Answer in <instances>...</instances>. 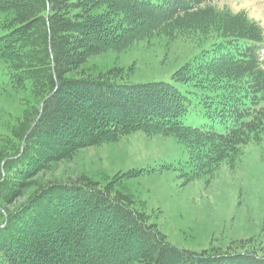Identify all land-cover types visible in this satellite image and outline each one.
<instances>
[{
  "label": "trees",
  "instance_id": "trees-1",
  "mask_svg": "<svg viewBox=\"0 0 264 264\" xmlns=\"http://www.w3.org/2000/svg\"><path fill=\"white\" fill-rule=\"evenodd\" d=\"M219 1L0 0V264H264L254 236L202 251L174 245L115 186L122 176L40 177L136 132L181 145L185 182L233 168L262 142L264 28ZM153 40L193 47L166 78L134 82L91 64ZM191 113L205 121L186 123Z\"/></svg>",
  "mask_w": 264,
  "mask_h": 264
},
{
  "label": "rangeland",
  "instance_id": "rangeland-1",
  "mask_svg": "<svg viewBox=\"0 0 264 264\" xmlns=\"http://www.w3.org/2000/svg\"><path fill=\"white\" fill-rule=\"evenodd\" d=\"M214 4L234 12L244 10L264 28V0H223ZM192 47L182 40L168 44L153 40L108 52L91 64L100 70L120 68L126 71V79L134 82L166 78L191 54ZM262 64L264 67V52ZM11 108L15 115L23 112L17 103ZM185 121L198 125L205 119L191 113ZM186 158L187 153L174 138L136 132L116 143L82 149L73 160L55 165L40 177L89 176L105 184L122 176L115 186L129 193L136 207L145 210L151 222L180 248H225L231 240L252 236L264 240V140L246 145L233 168L224 164L210 178L185 182L179 168ZM163 162L177 167L163 173L142 172ZM131 169L141 173L124 177L123 173Z\"/></svg>",
  "mask_w": 264,
  "mask_h": 264
}]
</instances>
